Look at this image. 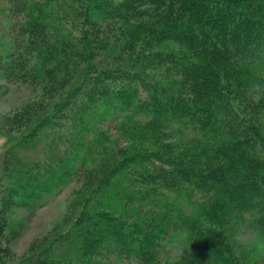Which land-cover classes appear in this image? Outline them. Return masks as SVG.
Wrapping results in <instances>:
<instances>
[{
    "label": "trees",
    "instance_id": "trees-1",
    "mask_svg": "<svg viewBox=\"0 0 264 264\" xmlns=\"http://www.w3.org/2000/svg\"><path fill=\"white\" fill-rule=\"evenodd\" d=\"M0 1V80L47 101L0 118L4 173L25 205L77 181L63 228L23 264H159L177 231L182 262L260 263L264 96L249 89L264 82V0ZM39 146L57 150L43 173L15 153ZM5 228L0 211V264Z\"/></svg>",
    "mask_w": 264,
    "mask_h": 264
},
{
    "label": "rangeland",
    "instance_id": "rangeland-1",
    "mask_svg": "<svg viewBox=\"0 0 264 264\" xmlns=\"http://www.w3.org/2000/svg\"><path fill=\"white\" fill-rule=\"evenodd\" d=\"M4 6V7H3ZM6 3L0 1V35L6 33L9 20L4 16L3 8ZM6 35V34H5ZM40 104L43 109L47 104L46 97L42 88H35L32 84L24 82H9L0 80V118L13 115L26 106ZM113 126V124H111ZM102 129L110 136L115 137L117 130L112 128L107 130L104 126ZM12 142L11 138L3 133L0 128V211L5 216L6 228L3 233L2 247L6 248L5 255L8 264H23L28 262L35 251L41 246L45 239L51 240L57 230L63 228L66 213L73 191L76 189L77 181L71 179L70 183L55 191H47L38 203L22 204L23 197L15 190V186L11 182V177L4 173V168L14 159L10 158V154L6 151ZM37 149H17L15 152L18 156L28 157L25 162L32 166L34 162L37 170L42 173L45 168L52 165V154H56L55 149L39 150ZM52 150V151H51ZM11 153V152H10ZM49 154L51 155L50 157ZM9 155V156H8ZM51 158V161L49 159ZM12 160V161H11ZM33 170H34V166ZM182 201L183 206L190 207L189 202ZM28 205V206H27ZM2 209V210H1ZM234 237L240 243L238 245L243 248L251 247L252 241L257 240L254 234L241 232L235 234ZM248 239V243L244 240ZM44 241V242H43ZM47 242V241H46ZM186 238L182 231H177L172 237L164 240L163 245L159 249V264H189L182 262L185 257L187 248ZM40 250V248L38 249ZM100 259V258H99ZM97 264H140L135 259L111 253L101 258ZM264 264V256L260 263Z\"/></svg>",
    "mask_w": 264,
    "mask_h": 264
},
{
    "label": "clouds",
    "instance_id": "clouds-1",
    "mask_svg": "<svg viewBox=\"0 0 264 264\" xmlns=\"http://www.w3.org/2000/svg\"><path fill=\"white\" fill-rule=\"evenodd\" d=\"M249 95L253 98L264 96V82H254L251 88L249 89ZM248 239L244 240V243H248Z\"/></svg>",
    "mask_w": 264,
    "mask_h": 264
}]
</instances>
